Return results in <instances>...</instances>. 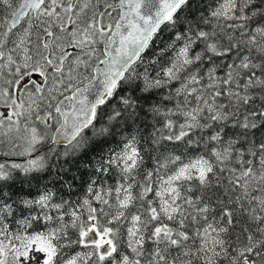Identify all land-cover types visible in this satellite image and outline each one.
Masks as SVG:
<instances>
[{"label": "snow or ice", "instance_id": "obj_1", "mask_svg": "<svg viewBox=\"0 0 264 264\" xmlns=\"http://www.w3.org/2000/svg\"><path fill=\"white\" fill-rule=\"evenodd\" d=\"M0 264H264V0H0Z\"/></svg>", "mask_w": 264, "mask_h": 264}]
</instances>
